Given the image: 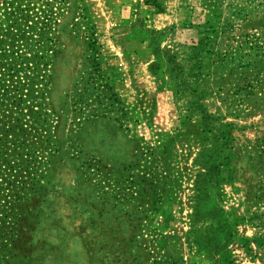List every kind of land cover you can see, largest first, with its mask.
Here are the masks:
<instances>
[{
    "label": "rangeland",
    "instance_id": "374dc122",
    "mask_svg": "<svg viewBox=\"0 0 264 264\" xmlns=\"http://www.w3.org/2000/svg\"><path fill=\"white\" fill-rule=\"evenodd\" d=\"M0 264H264V0H0Z\"/></svg>",
    "mask_w": 264,
    "mask_h": 264
},
{
    "label": "crops",
    "instance_id": "0c3cea01",
    "mask_svg": "<svg viewBox=\"0 0 264 264\" xmlns=\"http://www.w3.org/2000/svg\"><path fill=\"white\" fill-rule=\"evenodd\" d=\"M106 3V2H105ZM95 18H96V16H95ZM102 21V20H101Z\"/></svg>",
    "mask_w": 264,
    "mask_h": 264
}]
</instances>
